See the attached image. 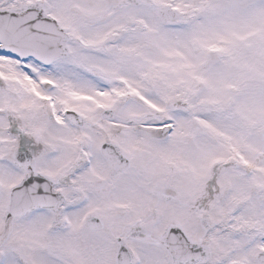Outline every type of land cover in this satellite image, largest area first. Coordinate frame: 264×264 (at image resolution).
I'll list each match as a JSON object with an SVG mask.
<instances>
[{
	"label": "snow or ice",
	"instance_id": "snow-or-ice-1",
	"mask_svg": "<svg viewBox=\"0 0 264 264\" xmlns=\"http://www.w3.org/2000/svg\"><path fill=\"white\" fill-rule=\"evenodd\" d=\"M0 264H264V0H0Z\"/></svg>",
	"mask_w": 264,
	"mask_h": 264
}]
</instances>
